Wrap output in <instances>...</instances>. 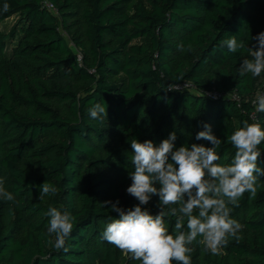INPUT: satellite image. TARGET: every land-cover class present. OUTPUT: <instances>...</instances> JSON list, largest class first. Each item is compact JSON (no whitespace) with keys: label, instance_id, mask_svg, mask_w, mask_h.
<instances>
[{"label":"trees","instance_id":"trees-1","mask_svg":"<svg viewBox=\"0 0 264 264\" xmlns=\"http://www.w3.org/2000/svg\"><path fill=\"white\" fill-rule=\"evenodd\" d=\"M5 2L0 26L14 20L0 28V178L15 199L0 198V264H140L101 239L119 218L105 201L139 203L126 191L130 143L158 146L175 131L177 148L211 147L196 139L208 124L225 165L234 130L264 128L254 104L264 72L239 75L264 32V0H0V9ZM231 36L246 47L222 46ZM97 102L102 122L88 111ZM44 182L58 191L39 199ZM51 207L75 217L67 251L47 242ZM142 207L158 214L159 197ZM230 207L239 238L219 255L194 242L191 264H264V176L255 196ZM175 219L165 218L170 233Z\"/></svg>","mask_w":264,"mask_h":264},{"label":"clouds","instance_id":"clouds-1","mask_svg":"<svg viewBox=\"0 0 264 264\" xmlns=\"http://www.w3.org/2000/svg\"><path fill=\"white\" fill-rule=\"evenodd\" d=\"M9 8L5 2L0 11L7 12ZM252 39L256 44L248 48L251 58L242 60L239 75L250 74L255 78L264 72V32ZM222 46L231 52L246 47L236 36L222 41ZM254 104L257 112H264V95L258 96ZM88 111L92 119L102 122L107 118V108L99 102ZM204 129L196 134V139H206L211 147L193 143L177 148L175 131L158 146L151 140L131 141L134 170L129 173L131 184L126 191L139 203L125 210L119 201H105L103 204H111L119 218L106 225L102 240L140 264H191L194 242L219 255L230 237L239 238L242 225L231 218L230 205L238 207L245 192L255 196L257 179L264 176V169L258 166L262 157L258 146L264 142V128L259 123L244 121L242 127L234 130L228 140L236 151L231 162L225 165L218 163L221 139L212 133L210 125L205 124ZM39 187V199L58 191L47 182ZM153 196L159 197L160 211L156 215L142 207ZM0 198L15 199L6 190L4 178H0ZM46 215L50 218L47 235L55 236L48 244L58 251H67L65 244L75 217L56 207H51ZM173 216L176 218L174 232L170 233L165 218Z\"/></svg>","mask_w":264,"mask_h":264},{"label":"rangeland","instance_id":"rangeland-1","mask_svg":"<svg viewBox=\"0 0 264 264\" xmlns=\"http://www.w3.org/2000/svg\"><path fill=\"white\" fill-rule=\"evenodd\" d=\"M13 18H11V19H9V20H7L5 23H3L1 26H0V28H1V31L2 32H7L8 30H9V28H10V26H11V24H12V22H13ZM8 49H10V46H8ZM7 49V50H8ZM212 95H216L215 93H212Z\"/></svg>","mask_w":264,"mask_h":264},{"label":"built area","instance_id":"built-area-1","mask_svg":"<svg viewBox=\"0 0 264 264\" xmlns=\"http://www.w3.org/2000/svg\"><path fill=\"white\" fill-rule=\"evenodd\" d=\"M48 7H50V5H47Z\"/></svg>","mask_w":264,"mask_h":264}]
</instances>
